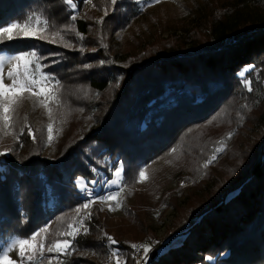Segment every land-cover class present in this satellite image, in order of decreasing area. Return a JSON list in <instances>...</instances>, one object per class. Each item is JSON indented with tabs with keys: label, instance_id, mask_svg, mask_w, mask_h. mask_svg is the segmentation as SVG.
<instances>
[{
	"label": "trees",
	"instance_id": "trees-1",
	"mask_svg": "<svg viewBox=\"0 0 264 264\" xmlns=\"http://www.w3.org/2000/svg\"><path fill=\"white\" fill-rule=\"evenodd\" d=\"M74 2L76 20L65 0H0V28L42 15L64 37L55 43L50 35L4 41L0 52L36 49L45 71L62 86L78 87V94L81 83L87 85L90 101L75 108L89 116L95 107L99 122L87 131L89 122L75 117L69 146L57 161L43 158L26 135L7 151L0 147V250L12 236L30 238L52 218L82 208L86 199L77 180L96 179L88 162L98 165L109 155L113 170L119 163L126 169L174 148L172 153L180 149L189 156L182 176L195 181L193 189L203 173L216 179L204 199L196 195L180 209L176 229L196 220L183 241L162 252L160 243L147 264H264V144L240 150L236 140L252 113L264 114V0H224L200 24L205 39L195 29L127 60L117 56L122 53L115 49L114 33L138 17L134 1ZM246 66L252 67L242 77ZM15 123L29 122L16 117ZM229 132L227 148L204 166ZM216 168H223L217 177ZM103 224L92 209L72 242V264H95L85 253L103 248ZM117 239L126 264H134L132 246Z\"/></svg>",
	"mask_w": 264,
	"mask_h": 264
},
{
	"label": "rangeland",
	"instance_id": "rangeland-1",
	"mask_svg": "<svg viewBox=\"0 0 264 264\" xmlns=\"http://www.w3.org/2000/svg\"><path fill=\"white\" fill-rule=\"evenodd\" d=\"M87 1L84 0V2ZM133 1L139 13L138 17L114 33V40H116L114 46L117 51H121L122 54H118L117 56L122 60H127L130 55L135 59L141 54L158 49V46L163 44L166 39L172 38L176 41L177 35L193 33L192 30L195 29L199 31L197 37L204 38L203 31H205V27H201L200 24H203L205 14H212V9L224 2V0H160L159 3H155L154 0ZM72 11L73 15L76 16V8L72 9ZM200 16H202L201 20H199ZM195 39L193 38V40ZM28 52H35L39 56L36 49ZM21 54L23 53L0 52V62L4 65L5 75L7 71L11 70L13 58ZM34 67L45 74H50L45 71L41 59L37 61ZM251 67H244L239 71V75L244 77ZM50 75L55 80H58L54 75ZM4 82L10 83L11 81L5 79ZM247 82L249 80L244 79V83L247 84ZM59 85L58 97L61 103L59 105L55 103L49 105L53 109L51 118L44 107L34 106L37 98H30L25 94L15 113V117H27L26 121L29 122L27 124L31 127V131L34 133L36 139L32 138L28 130L25 131L24 126L27 125L26 123L19 127L15 126L13 131L7 135L3 131H0V147H2L3 151H7L8 146L14 142L24 140L26 135L32 138L34 144L41 148L39 150L37 147V152L39 150L43 158H46L50 162L57 161L63 156V153L69 146L68 137L71 134L75 117L80 115L82 119L89 122L85 125L87 131L99 125L95 107H92V112L89 116H86L87 111L84 110L80 114V111L75 108V106H80L82 103L90 101V97L93 94L92 90L87 85L81 83L79 93L77 94L78 87L73 90L72 87L62 86L60 83ZM49 123L53 125L54 129V138L51 142L47 139V125ZM15 125L17 124L15 123ZM0 128H2V125H0ZM208 130L217 131L218 129L209 128ZM86 132H81L79 135L84 137ZM229 133H231L230 136ZM229 133L218 141L216 149L222 148L223 150L216 151L213 156L215 159L212 157L204 166L214 164L218 159V155L227 148L229 139L233 135L232 132ZM236 140L237 147L240 150H245L252 144H256L257 149L262 147L264 144V114L259 116V114L252 113L251 121L245 125ZM183 145L184 142L180 143L177 148H182ZM173 149H171L172 152ZM179 150L177 149L176 153L170 151V154L167 156H160L148 162H140L126 169L124 163H119L117 168L113 170L112 167L115 161L109 155L99 158L98 165L88 162L87 164L93 174L96 175V179L87 180L79 178L77 184L78 188L84 193L85 203H89L90 201L95 202L91 203L88 209L81 208L79 213L76 212V209L70 210L62 216L48 221L45 225L49 226L48 240L68 238L58 237L57 233L67 231L70 224L81 227L77 221H82L84 227L87 215L92 209L97 208L104 223L102 225L101 242L103 248H91L85 253V257H88L91 261H95V264H115L113 252H118L122 260L126 262L127 258L122 256L117 238L125 239L131 246L134 244L148 245L151 250L145 255L144 264L150 261V252L160 245V243L163 245L159 250L160 252L173 245L180 244L190 227L196 221L186 222L183 224L184 228L176 229V223L182 217L180 209L188 208L187 204L196 195L204 199L210 191L209 188L214 183L213 180L216 178H209L208 175L206 176L203 173L197 177L199 181L196 188L193 189L192 185L195 181L185 180L182 176V165L187 161L189 156H182L183 153L179 152ZM209 161L211 162L209 163ZM222 169L216 168L212 171V175L217 177V175L223 173ZM118 170L121 171L120 176L115 175ZM141 170H146V175L148 176V179L143 182L139 179V172ZM113 181H116V183H113ZM193 190H195L196 194L190 195V192ZM116 193L121 194L118 197L121 201L119 207H115V201H102L100 199L101 197H107ZM51 206L53 205L51 204ZM110 206L115 207V211L110 210ZM108 236L115 239L117 243L115 245L111 244L107 239ZM19 238L18 236H12L6 242H2V250L11 247ZM135 249L132 247L131 251L134 264L136 261ZM72 250L73 245L67 255L61 254L59 256V264H72ZM10 255L13 260L19 261L18 250L12 251ZM55 256V253L45 252L44 257L35 259L33 264H49V259ZM25 264H28V262L25 261ZM52 264H57L55 259L52 260Z\"/></svg>",
	"mask_w": 264,
	"mask_h": 264
},
{
	"label": "snow or ice",
	"instance_id": "snow-or-ice-1",
	"mask_svg": "<svg viewBox=\"0 0 264 264\" xmlns=\"http://www.w3.org/2000/svg\"><path fill=\"white\" fill-rule=\"evenodd\" d=\"M88 2L91 4L92 0H88ZM112 2L115 3V0H112ZM154 2L159 3L160 0H154ZM65 3L72 9L77 7L74 0H65ZM105 14H107L106 11ZM70 18L72 20H76L77 17L72 15ZM49 35L52 37L49 42L52 43L56 42L57 37H59L60 40L64 39L59 30H52L50 22L43 18L42 15L29 16L23 22L12 23L8 27L0 28V43L17 38H37L45 40ZM64 46L68 45L65 44ZM39 59L40 57L35 52L23 53L14 57L12 60L11 70L7 71L6 75L4 65L0 62V125H2L0 131H3L5 135L11 133L15 128V113L25 94H27L30 98H37L34 106L44 107L50 118L53 109L49 105L52 103L59 105L61 103L58 97V90L60 86L59 81L55 80V78L50 74H45L42 71H39L38 68L34 67ZM5 79L10 80L11 82L5 83ZM246 86L248 87V91H252L250 82H247ZM24 119L26 121L27 117ZM21 131H23V129H21ZM28 132L32 135L33 139H36L30 126H28ZM53 132V125L49 123L47 125V139L49 142H51L54 138ZM230 135L231 133H229V136ZM222 150V148L216 149V151ZM173 151H175V149H173ZM3 154L4 153L0 152V155ZM213 159H215V157H213ZM210 162L211 161H209V163ZM115 175L120 176L121 171H116ZM139 179L141 182L148 179L146 170H141L139 172ZM113 183H116V181H113ZM89 195H91V193H89ZM120 195V193H116L107 197H101L100 199L102 201H115V207H119L121 201L118 197ZM94 202L95 201H90L89 203H85L82 205V208L88 209L90 204ZM115 207L110 206V210L115 211ZM80 211L81 209H76L77 213ZM77 223H79L81 227H76L74 224H70L67 231L57 233L58 237H68L65 239L57 238L55 240H48L49 226L39 229L30 238L17 239L11 247L0 250V264H25V261H27L28 264H33L35 259L44 257L45 252L56 254L55 257L49 259V264H52L53 259H55L57 264H59V256L61 254L67 255L72 249V242L81 234L83 227L82 221H77ZM107 239L113 245L117 243V241L111 236H108ZM132 247L136 249H143L145 255L151 250L148 245L134 244ZM15 250H18L19 252V261L11 258L10 253ZM112 255L115 258V264H126V262L118 255V252H113Z\"/></svg>",
	"mask_w": 264,
	"mask_h": 264
},
{
	"label": "built area",
	"instance_id": "built-area-1",
	"mask_svg": "<svg viewBox=\"0 0 264 264\" xmlns=\"http://www.w3.org/2000/svg\"><path fill=\"white\" fill-rule=\"evenodd\" d=\"M135 256V264H144L145 254L143 252V249H135Z\"/></svg>",
	"mask_w": 264,
	"mask_h": 264
}]
</instances>
